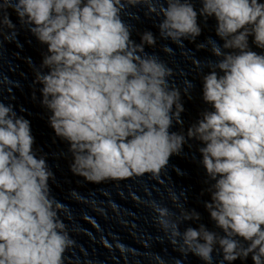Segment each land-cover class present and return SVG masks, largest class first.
<instances>
[{
    "label": "clouds",
    "instance_id": "obj_1",
    "mask_svg": "<svg viewBox=\"0 0 264 264\" xmlns=\"http://www.w3.org/2000/svg\"><path fill=\"white\" fill-rule=\"evenodd\" d=\"M201 3L198 13L191 0H166L159 8L153 0H4L0 25L15 28L6 14L11 6L47 45L33 83L42 85L50 126L70 145L73 174L97 184L158 176L187 139L198 140L201 163L214 181L205 208L224 235L203 224L181 232L170 210L153 203L158 224L181 253L205 264H212L217 245L223 261L251 254L253 264H264V54L249 46L253 37L264 49V3ZM140 4L147 5V15L162 17L160 38L178 46L201 35L198 15L217 22L223 44L209 40L217 59L202 76L203 100L214 110L205 111L186 136L169 131L174 120L182 124L184 111L182 91L169 84L173 70L144 51L156 37L145 32L136 44L121 18ZM33 144L30 121L0 102V264H63L74 245L49 185L54 173ZM182 217L200 219L194 210Z\"/></svg>",
    "mask_w": 264,
    "mask_h": 264
}]
</instances>
